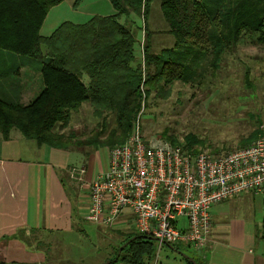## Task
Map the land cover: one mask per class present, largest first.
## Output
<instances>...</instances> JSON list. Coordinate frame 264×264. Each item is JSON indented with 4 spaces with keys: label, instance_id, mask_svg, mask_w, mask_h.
I'll return each mask as SVG.
<instances>
[{
    "label": "trees",
    "instance_id": "1",
    "mask_svg": "<svg viewBox=\"0 0 264 264\" xmlns=\"http://www.w3.org/2000/svg\"><path fill=\"white\" fill-rule=\"evenodd\" d=\"M83 1L75 0L73 7ZM107 1L116 15L94 17L84 25L64 23L44 38L40 35L44 21L62 0H0V53L11 55L10 62L13 56L37 62L43 84L28 106L4 99L2 90L11 81L8 73L14 71L1 69L0 59L2 140H10L15 130L38 146L82 154L113 149L130 136L142 109L144 88L147 96L151 91L162 94L163 85L201 79L206 70L216 71L244 33L264 32V0ZM156 1L174 47L154 54L147 46L142 69L135 65L139 37L123 21L131 16L146 21L150 4ZM14 68L19 74L23 66ZM84 104H88L95 126L91 136L82 139L76 130H63L70 127L72 115L80 113ZM184 144L174 141L171 145L188 152L204 150L191 141ZM143 237L129 234L119 248L136 239L125 246L117 263H151L156 243Z\"/></svg>",
    "mask_w": 264,
    "mask_h": 264
},
{
    "label": "crops",
    "instance_id": "2",
    "mask_svg": "<svg viewBox=\"0 0 264 264\" xmlns=\"http://www.w3.org/2000/svg\"><path fill=\"white\" fill-rule=\"evenodd\" d=\"M74 2L62 0L50 10L40 31L42 37H51L64 23L84 25L94 17L116 15L107 0H84L76 9ZM63 5L65 8L59 9ZM43 30L47 35H42ZM20 72L27 70L21 68ZM39 90L38 86L34 95L25 100L36 98ZM76 153L79 152L38 146L16 132L8 141L0 137V264H126L113 263L115 245L109 247L112 253L100 263L95 246L84 259L80 240L87 236L86 229L95 227L101 236L103 227L87 219L89 186L108 169V163L90 182L86 178L87 183L82 184L84 179L71 174L74 167L70 161ZM210 217L211 243L194 250L192 256L183 254L196 264H264V191L214 205ZM129 222V216L122 217L113 228L124 239L132 233ZM172 247L174 255L164 262L155 256L149 264H191L178 253V247Z\"/></svg>",
    "mask_w": 264,
    "mask_h": 264
},
{
    "label": "rangeland",
    "instance_id": "3",
    "mask_svg": "<svg viewBox=\"0 0 264 264\" xmlns=\"http://www.w3.org/2000/svg\"><path fill=\"white\" fill-rule=\"evenodd\" d=\"M62 8L65 5L59 9ZM123 23L133 28L136 37H139L135 65L140 64L142 69L147 46L154 54L174 47V39L169 34L158 1L150 4L146 21L131 16ZM42 35H47L44 30ZM8 56L11 55L0 53L1 69H13L14 72L8 73L11 81L9 80L1 95L4 99L17 100L22 106H28L35 97L29 102L25 99L34 95L38 86L43 90L37 71L40 67L36 68L38 63L35 61L15 56L13 62H10ZM16 66H23L27 72L18 74V69L14 68ZM162 88V94L151 91L148 96L147 89L144 88L142 109L135 123L139 124L146 140L168 144L175 141L182 145L191 141L195 148L210 150L217 155L250 145L264 135V32L244 33L224 56L216 71L206 70L201 79L197 78L188 84L175 82L169 86L163 85ZM94 126L95 119L91 110L88 104H84L80 113L72 115L70 127L63 132L76 130L80 138L84 139L91 136ZM13 132L19 133L13 130L11 134ZM108 149L110 148H99L96 151L92 149L83 155L76 153L72 156L70 165L78 170H85L82 184L90 182L92 176L106 167ZM90 228L93 230L86 229L87 236L80 240L84 259L88 258V251L94 246L100 253L97 260L99 263L112 253L110 246L115 245L116 255L125 240L122 235L116 234L114 229L102 227L100 236L97 234L99 229ZM131 232H134L133 229ZM175 247L190 256L194 253L193 248L185 245ZM154 255L160 262H164L166 257L174 253L166 246L160 249L156 244ZM56 258L60 259V254Z\"/></svg>",
    "mask_w": 264,
    "mask_h": 264
},
{
    "label": "built area",
    "instance_id": "4",
    "mask_svg": "<svg viewBox=\"0 0 264 264\" xmlns=\"http://www.w3.org/2000/svg\"><path fill=\"white\" fill-rule=\"evenodd\" d=\"M81 180L84 168L71 170ZM264 191V135L223 155L146 140L139 124L108 151V169L89 186L87 219L114 228L129 216L134 232L202 250L211 243L212 206Z\"/></svg>",
    "mask_w": 264,
    "mask_h": 264
},
{
    "label": "water",
    "instance_id": "5",
    "mask_svg": "<svg viewBox=\"0 0 264 264\" xmlns=\"http://www.w3.org/2000/svg\"><path fill=\"white\" fill-rule=\"evenodd\" d=\"M144 239H148L149 241H156L154 238H150V237H143ZM136 238H132L128 243H126L125 245L121 246V248L119 249V252H118V255H117V258L113 261V263H116L117 262V259L119 257V255L121 254L122 250L125 248V246H127L131 241L135 240ZM163 245L167 246L170 250H173L175 251V248L172 247L170 244H167V243H163ZM184 259L188 260V262H190L191 264H196L195 261L193 259H191L190 257H188L187 255L183 254V253H180L178 252ZM112 262L111 261H107L105 262L104 264H111Z\"/></svg>",
    "mask_w": 264,
    "mask_h": 264
}]
</instances>
